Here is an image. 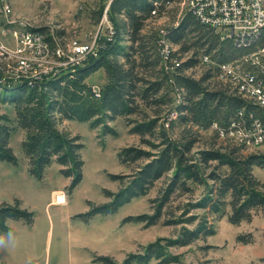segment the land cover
Instances as JSON below:
<instances>
[{"label": "trees", "instance_id": "obj_1", "mask_svg": "<svg viewBox=\"0 0 264 264\" xmlns=\"http://www.w3.org/2000/svg\"><path fill=\"white\" fill-rule=\"evenodd\" d=\"M177 1L110 0L107 16L114 34L111 38L107 33L101 36L95 54H89L74 68L41 80L0 84V161L17 163L10 141L12 134L21 129L24 131L21 145L29 160L30 173L41 178L45 168L56 161L61 166L60 172L72 179L71 190L83 176V143L78 135L60 128V121H88L93 127L102 125L105 132L114 133L110 121L139 115V120L131 122V130L149 148L134 145L122 148L119 161L132 166L133 171L111 174L121 181V187L116 192L105 189L109 200L91 203L90 209L79 216L89 220L99 213H115L133 198L146 195L165 176L168 178L161 194L153 199L155 211L126 216L123 222L156 224L173 193H188L203 184L208 187V194L197 205L219 212L223 205L229 204L228 217L233 224L251 221L255 209L264 213L263 185L253 172L256 166L264 167V151L239 156V148L223 146L227 148L206 147L191 154L203 131L211 130L221 137L220 129H226L239 110L246 117L260 111L254 102L244 100L217 78L223 63L251 51L254 43L248 45L221 35L188 8L163 31L146 29L149 21L163 16L167 7ZM102 13L100 10L98 19ZM41 29L54 44L56 39ZM163 34L176 47L166 59L159 44ZM204 56L209 61H204ZM196 67L204 68L200 76L186 73ZM99 69H104L107 81L99 89L100 96H96L88 78ZM172 90L178 93L177 101L170 95ZM88 94L94 96L90 98ZM2 104L13 106L14 114L1 111ZM164 111H168L166 117ZM177 127L178 138L173 136ZM192 218L187 220L193 221ZM8 219L32 223L33 212L19 199L0 200V231L7 230ZM187 220L176 218L166 223ZM213 233L212 227L201 222L193 230L184 228L167 244L153 242L143 252L131 253L122 262L109 255H97L95 261L142 264L158 258L164 263L178 262L177 256H165L164 247L187 245L201 235ZM239 240L249 242L248 236L240 235ZM261 260L264 262V256Z\"/></svg>", "mask_w": 264, "mask_h": 264}, {"label": "rangeland", "instance_id": "obj_2", "mask_svg": "<svg viewBox=\"0 0 264 264\" xmlns=\"http://www.w3.org/2000/svg\"><path fill=\"white\" fill-rule=\"evenodd\" d=\"M109 4L110 0H0V22L7 29L5 33L0 30V39L14 47L10 31L25 22L37 28L43 27L65 50L74 41L99 42L101 36L106 35L110 27L113 28L109 17L104 19ZM184 9L186 5L183 0L170 4L163 16L149 21L146 29L164 30L180 17ZM100 10L103 13L98 19ZM98 45L96 43V51ZM54 64L55 59L49 56L43 68ZM203 69L196 67L186 73L198 77ZM1 72L2 75L7 74ZM51 74L47 73L48 76ZM106 81L104 69H99L88 78L89 84L97 89ZM220 84L224 82L220 81ZM170 95L177 101L179 96L176 90L170 91ZM92 96L88 94V97ZM1 111L14 114L11 105L2 104ZM162 114L166 117L168 111ZM140 118L139 115H131L110 121L114 133L105 132L102 125L93 127L88 121H60V128L78 135L83 143V176L71 190L72 179L60 172L61 166L56 161L45 168L41 178L33 176L21 145L24 131L17 129L12 134L10 145L18 161H0V200L13 202L19 199L24 207L33 212V221L7 220L6 231L16 233L17 244L8 254H0V264H103L95 261L97 255H109L115 261L122 262L131 253L143 252L153 242L167 244L169 240L177 238L184 228L193 230L201 222L212 227L214 233L201 235L187 245L164 247L165 256H177L178 262L164 263L161 259L152 258L142 264H264L261 260L264 256L263 211L255 209L251 221L233 224L228 217L231 211L229 204L223 205L219 212L197 205L208 194V187L204 184L188 193H173L159 222L153 225L123 222V219L129 215L152 214L155 211L153 199L161 194L168 176L158 180L146 195L133 198L115 213H99L89 220L78 215L87 212L91 203L108 201L105 189L116 192L121 187V181L113 179L111 174H131L133 171L132 166H125L119 161L118 153L122 148L130 145L149 148L141 144L140 136L131 130V122ZM178 132L179 127L173 136L178 138ZM201 134L191 154L206 147L225 150L227 147L223 146L239 148V156L264 151V147H244L218 137L211 130ZM253 172L264 189V167L256 166ZM208 183L211 185L212 181L208 180ZM226 200L228 202L229 198ZM190 217H193V221L187 220ZM176 218L187 221L166 223ZM240 235L248 236L249 242L239 240Z\"/></svg>", "mask_w": 264, "mask_h": 264}, {"label": "built area", "instance_id": "obj_3", "mask_svg": "<svg viewBox=\"0 0 264 264\" xmlns=\"http://www.w3.org/2000/svg\"><path fill=\"white\" fill-rule=\"evenodd\" d=\"M188 8L202 23L213 27L223 36L234 37L254 48L234 61L223 63L218 79L228 84L230 89L244 100L254 102L260 111L245 116L239 110L226 129H220L222 137L244 147H264V0H183ZM9 10V7L7 6ZM107 20V15H104ZM0 30H7L0 22ZM163 31V30H162ZM14 47L0 39V84L20 81L32 82L62 70L76 67L89 54H95L96 40L93 43L74 41L66 50L56 41L48 38L41 28L21 22L12 28ZM114 34L110 27L107 35ZM163 59L169 57L175 46L163 35L159 39ZM52 56L55 64L44 69L47 59ZM204 61H209L204 56ZM50 69V70H48ZM49 75V76H51ZM9 77V79H7ZM8 83V84H9ZM100 96V90L93 88ZM174 115V113H173ZM218 127L217 123L213 124Z\"/></svg>", "mask_w": 264, "mask_h": 264}, {"label": "clouds", "instance_id": "obj_4", "mask_svg": "<svg viewBox=\"0 0 264 264\" xmlns=\"http://www.w3.org/2000/svg\"><path fill=\"white\" fill-rule=\"evenodd\" d=\"M17 244L16 233L12 230L0 231V254L9 253Z\"/></svg>", "mask_w": 264, "mask_h": 264}]
</instances>
